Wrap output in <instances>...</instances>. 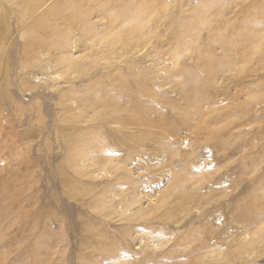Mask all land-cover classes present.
Returning a JSON list of instances; mask_svg holds the SVG:
<instances>
[{"label": "rangeland", "instance_id": "rangeland-1", "mask_svg": "<svg viewBox=\"0 0 264 264\" xmlns=\"http://www.w3.org/2000/svg\"><path fill=\"white\" fill-rule=\"evenodd\" d=\"M0 264H264V0H0Z\"/></svg>", "mask_w": 264, "mask_h": 264}, {"label": "bare ground", "instance_id": "bare-ground-1", "mask_svg": "<svg viewBox=\"0 0 264 264\" xmlns=\"http://www.w3.org/2000/svg\"><path fill=\"white\" fill-rule=\"evenodd\" d=\"M151 5V4H150ZM142 7V6H141ZM217 9V8H216ZM68 19H70L72 22H74V17H69ZM136 25H134V26H131V28L134 30H136L137 28L135 27ZM129 28V27H128ZM138 30V29H137ZM134 32H138V31H134ZM253 54V51L251 50L250 52H248V54H247V56H251ZM211 69H213V68H211Z\"/></svg>", "mask_w": 264, "mask_h": 264}]
</instances>
